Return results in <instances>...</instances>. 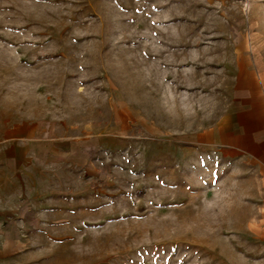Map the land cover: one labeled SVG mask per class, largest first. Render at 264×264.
Returning a JSON list of instances; mask_svg holds the SVG:
<instances>
[{
  "label": "rangeland",
  "instance_id": "374dc122",
  "mask_svg": "<svg viewBox=\"0 0 264 264\" xmlns=\"http://www.w3.org/2000/svg\"><path fill=\"white\" fill-rule=\"evenodd\" d=\"M263 115L264 0H0V264H264Z\"/></svg>",
  "mask_w": 264,
  "mask_h": 264
},
{
  "label": "crops",
  "instance_id": "0c3cea01",
  "mask_svg": "<svg viewBox=\"0 0 264 264\" xmlns=\"http://www.w3.org/2000/svg\"><path fill=\"white\" fill-rule=\"evenodd\" d=\"M261 107L263 108V104L261 103ZM262 122L264 123V115H263V119ZM256 139V148H255V152L257 155V167L258 169H260L261 173L264 172V140L261 141V139ZM18 146L16 147L15 151L17 154V158L15 159L23 160V155L25 154H29L33 157H42L43 155L48 156V154H57L60 155L61 153H64V151L62 152L60 149H54L52 146H46L44 144H41V142H27V144L24 143H18ZM49 147V148H48ZM262 226V225H261ZM262 247H264V236H262Z\"/></svg>",
  "mask_w": 264,
  "mask_h": 264
}]
</instances>
